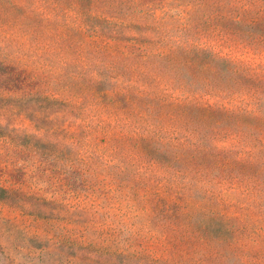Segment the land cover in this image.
<instances>
[{"label": "rangeland", "instance_id": "1", "mask_svg": "<svg viewBox=\"0 0 264 264\" xmlns=\"http://www.w3.org/2000/svg\"><path fill=\"white\" fill-rule=\"evenodd\" d=\"M15 1L22 23H0V60L33 79L7 88L0 77V264H264V240L254 241L264 235V38L191 22L181 0L158 9L156 45L205 50L254 78L223 96L257 115L243 131L188 138L179 102L191 79L180 61L167 54L151 70L150 61L125 59L123 40L81 25H94L98 9ZM242 1L217 4L241 12ZM250 8L264 17V0ZM204 74L194 80L207 86ZM117 92L133 95L124 103ZM155 94L166 103L142 117L141 96ZM206 142L247 167L203 172L156 159L157 148Z\"/></svg>", "mask_w": 264, "mask_h": 264}, {"label": "trees", "instance_id": "2", "mask_svg": "<svg viewBox=\"0 0 264 264\" xmlns=\"http://www.w3.org/2000/svg\"><path fill=\"white\" fill-rule=\"evenodd\" d=\"M174 1V2H173ZM219 0H181L179 3L188 4L189 20L191 22L197 21L196 18L216 24L228 26L229 24L234 30L242 31L248 35H255L264 38V17L263 10H256L252 15L251 5L254 0L242 1L244 10L237 12L236 10L228 9L219 11ZM176 0H60L59 6H72L85 11H94L98 9L101 16L96 15L94 19L96 23L92 26L88 23L87 19L81 20V25L100 33V36L109 39H121L125 43L124 47L128 50L125 59H133L135 57L150 61L146 69H154L157 62L166 61L167 54L172 58L180 61L184 69L188 71V101L185 103L179 102L180 107L186 110L188 116V138H193L194 134H201L202 138L218 137L221 132L226 135L233 136L238 134L241 130L245 129L248 124L247 118H256L257 115L253 111L234 108L226 105L223 101L224 94L236 83L247 84L254 78L252 76L239 71L231 66L228 62L220 61L216 58L209 57L205 54V50L199 48L185 49L179 45H171L163 47L155 44L153 39L154 23L162 17L158 15V9L167 5L172 7ZM167 4V5H166ZM32 5V4H31ZM20 7L15 0H0V23H22L18 18H13V11H19ZM261 7V6H260ZM34 9V10H33ZM32 8V11L35 12ZM10 12L5 16L4 12ZM221 14V15H220ZM102 17V18H101ZM28 21L27 19H25ZM111 20V21H109ZM113 24V25H111ZM80 32L83 27L77 25ZM136 30L138 34L128 33L127 31ZM37 37V35H35ZM117 42V41H115ZM125 53V52H124ZM157 57L156 61L152 57ZM156 64V65H155ZM0 72L3 73L0 77H6L4 87L7 88H22L27 87L32 82V75L26 70L16 64L7 63L0 60ZM204 75L207 86H203L196 76ZM36 78H34L35 80ZM219 80L227 81L228 84H222ZM104 82L100 80L99 83ZM219 82L222 85L217 86ZM201 84V86H199ZM205 87V88H204ZM131 91V90H130ZM128 93V92H127ZM127 93L117 92L118 98L124 103H127ZM145 94V93H143ZM130 97L133 93H128ZM151 95V94H146ZM140 98V97H139ZM141 109L142 117L155 115L158 109L156 105L166 103V99H161L157 95L141 96ZM157 101V103H156ZM174 101H170L171 103ZM174 103H177L176 101ZM250 133L253 131L251 127L244 132ZM143 138H153V136L146 132ZM164 147V146H163ZM227 147L217 144L211 147L208 142L206 143H188V148L183 150L179 146H165L164 148H157L154 150L157 154L156 159L168 160L174 164H188V170L198 169L203 172H208L207 169H214L221 172L230 170H238L247 167V160L241 156L228 157L225 152ZM239 150L238 148H235ZM238 174V173H234ZM232 231V227L230 228ZM229 234V233H228ZM259 237V238H258ZM255 238L256 243L264 240V235H259Z\"/></svg>", "mask_w": 264, "mask_h": 264}]
</instances>
